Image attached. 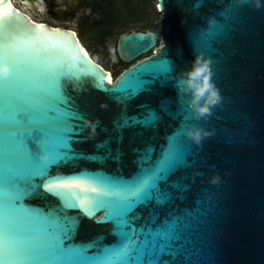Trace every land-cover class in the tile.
I'll use <instances>...</instances> for the list:
<instances>
[{
  "label": "water",
  "instance_id": "obj_1",
  "mask_svg": "<svg viewBox=\"0 0 264 264\" xmlns=\"http://www.w3.org/2000/svg\"><path fill=\"white\" fill-rule=\"evenodd\" d=\"M156 2L161 13L158 31L138 29L118 35L116 55L130 65L111 80L114 85L123 74L156 58L167 61L169 72L123 102L117 101V93L104 90L111 87L106 83L110 71L89 55L73 29L36 21L12 0L0 4L5 27L0 54H12L23 63L63 65V71L78 78L65 90L68 104L82 117L76 121L80 136L71 143L70 154L104 158L51 165L46 178H72L88 172L134 179L141 167L149 166L142 158L153 149L154 162L165 137L173 131L193 124L210 129L213 134L199 144L189 139L195 151L188 166L170 177V183L181 188L187 185V189H168L173 197L170 202L159 205L152 200L137 205L129 215L139 217L134 221L137 230H155L165 223V212L183 216L191 211L195 215L208 209L211 199L214 207L207 214L211 227L202 246L204 264H264V5L257 8L243 0ZM8 3L11 9L6 7ZM214 23L225 24V32L213 37L210 29ZM133 48L136 50L130 54ZM152 49L153 54L139 58ZM196 52L210 59L211 78L222 97L210 115L199 120L192 118L187 96L176 86L179 74L191 67ZM150 111L159 117L155 125L132 123L131 117L142 119ZM85 120L95 124L94 136H90ZM214 176L219 177L215 183ZM57 191L81 193L79 188ZM83 194L95 195L86 189ZM25 204L46 211L59 201L41 191ZM88 210L94 219L80 215L78 209L68 212L79 220L75 242L117 245L115 226L96 222L103 211Z\"/></svg>",
  "mask_w": 264,
  "mask_h": 264
},
{
  "label": "snow or ice",
  "instance_id": "obj_2",
  "mask_svg": "<svg viewBox=\"0 0 264 264\" xmlns=\"http://www.w3.org/2000/svg\"><path fill=\"white\" fill-rule=\"evenodd\" d=\"M225 29V24L214 23L210 33L216 37ZM4 32L0 17V37ZM0 60L9 65L7 74L0 77V264H204L202 246L211 227L207 219L214 207L211 199L208 209L195 215L191 211L183 216L165 212V223L155 230H137L134 221L139 217L129 215L137 205L152 200L159 205L170 202L173 197L168 189H187V185L181 188L169 182L188 166L195 151L184 132L173 131L165 137L154 162L150 149L142 158L149 166L141 167L134 179L88 172L72 178H46L51 165L81 158L104 159L70 154L71 143L80 136L76 121L82 117L68 104L65 90L78 78L63 71V65L23 63L12 54H0ZM168 72L167 61L156 58L123 74L114 85L108 76L106 83L111 87L104 90L117 93V101L123 102ZM158 119L155 111L142 119L131 117L133 124L145 127ZM124 123L128 125V118ZM72 188L81 193L57 191ZM85 189L95 195L85 196ZM41 191L56 197L59 204L46 211L25 204ZM71 209L89 219H94V213L88 209L103 211L96 222H111L119 243L99 247L75 242L79 220L68 215ZM165 256L171 259H162Z\"/></svg>",
  "mask_w": 264,
  "mask_h": 264
},
{
  "label": "rangeland",
  "instance_id": "obj_3",
  "mask_svg": "<svg viewBox=\"0 0 264 264\" xmlns=\"http://www.w3.org/2000/svg\"><path fill=\"white\" fill-rule=\"evenodd\" d=\"M20 8L36 21L73 29L91 57L109 70L113 77L118 76L124 68L115 65L116 37L129 30L158 31L161 14L157 10L156 0H104L100 7L93 5V0H90L89 5L73 20L53 16L43 6L28 8L21 5ZM103 9L108 10V14H104ZM55 11L58 16L62 15V11ZM153 53L154 49L139 58ZM129 65L130 63H127L126 67Z\"/></svg>",
  "mask_w": 264,
  "mask_h": 264
},
{
  "label": "clouds",
  "instance_id": "obj_4",
  "mask_svg": "<svg viewBox=\"0 0 264 264\" xmlns=\"http://www.w3.org/2000/svg\"><path fill=\"white\" fill-rule=\"evenodd\" d=\"M243 2L252 3L257 8L264 5V0H243ZM210 65V59L203 52H196L191 67L182 71L176 82L177 88L187 96L188 108L194 120L210 115L212 108L222 100L220 91L211 78ZM8 71L9 65L0 60V77L5 76ZM84 123L89 129L90 136H94L95 124L87 120ZM183 131L184 135L196 144H199L204 137L213 134L212 130L195 124ZM218 179V176H214L212 182L215 183Z\"/></svg>",
  "mask_w": 264,
  "mask_h": 264
},
{
  "label": "flooded vegetation",
  "instance_id": "obj_5",
  "mask_svg": "<svg viewBox=\"0 0 264 264\" xmlns=\"http://www.w3.org/2000/svg\"><path fill=\"white\" fill-rule=\"evenodd\" d=\"M12 2L20 10H23L20 8L21 5L28 8L43 6L53 16L65 20H73L79 12L89 5L90 0H12ZM55 10L62 11V15L58 16Z\"/></svg>",
  "mask_w": 264,
  "mask_h": 264
},
{
  "label": "trees",
  "instance_id": "obj_6",
  "mask_svg": "<svg viewBox=\"0 0 264 264\" xmlns=\"http://www.w3.org/2000/svg\"><path fill=\"white\" fill-rule=\"evenodd\" d=\"M103 3H104V0H93V5H96V6H102L103 5ZM108 10H106V9H103V13L105 14H108V12H107ZM125 32V31H124ZM122 33V32H121ZM120 33V34H121ZM118 37V36H117ZM117 37H116V39H117ZM115 62H116V67H118V68H123V70L124 69H126L127 67H126V63H124V62H122L118 57H117V55H116V52H115ZM119 73H121V72H119Z\"/></svg>",
  "mask_w": 264,
  "mask_h": 264
},
{
  "label": "bare ground",
  "instance_id": "obj_7",
  "mask_svg": "<svg viewBox=\"0 0 264 264\" xmlns=\"http://www.w3.org/2000/svg\"><path fill=\"white\" fill-rule=\"evenodd\" d=\"M12 4L14 5V3L12 2ZM15 6V5H14ZM21 11H24V10H21ZM29 17H30V15H29V13L28 12H26V11H24ZM40 22H42V21H40ZM47 24V23H46ZM52 26V25H51ZM75 34H76V32H75ZM77 35V34H76ZM79 41L81 42V40L79 39ZM81 44H83L82 42H81ZM86 50H87V48H86ZM88 51V50H87ZM89 53V52H88ZM90 55V54H89ZM110 75H111V79H113L114 77L112 76V74H111V72H110Z\"/></svg>",
  "mask_w": 264,
  "mask_h": 264
}]
</instances>
